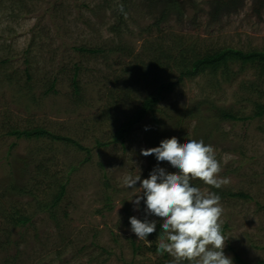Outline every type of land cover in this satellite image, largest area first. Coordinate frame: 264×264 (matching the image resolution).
I'll return each mask as SVG.
<instances>
[{
  "label": "rangeland",
  "instance_id": "374dc122",
  "mask_svg": "<svg viewBox=\"0 0 264 264\" xmlns=\"http://www.w3.org/2000/svg\"><path fill=\"white\" fill-rule=\"evenodd\" d=\"M218 1L0 0V264H174L166 252L163 259L145 250L151 241L131 231L130 218L143 221L146 205L141 200L135 210L137 192L122 182L129 173L147 179L156 167L178 174L170 163L141 155L172 137L181 144L203 140L221 163L228 183L192 185L221 197L225 255L233 264L234 255L247 264L264 260V116L211 118L213 137L201 132L205 121L185 117L196 107L206 122L215 110L252 117L264 105V85L239 64L228 80L178 82L183 58L225 49L264 53V0ZM168 83L173 89L162 91L156 106L159 125L147 115L123 143L114 141L142 102ZM35 129L88 152L9 135ZM61 186L60 202L45 208ZM21 217L30 222L15 227Z\"/></svg>",
  "mask_w": 264,
  "mask_h": 264
},
{
  "label": "clouds",
  "instance_id": "9594fccd",
  "mask_svg": "<svg viewBox=\"0 0 264 264\" xmlns=\"http://www.w3.org/2000/svg\"><path fill=\"white\" fill-rule=\"evenodd\" d=\"M141 155H154L158 162L170 163L179 173H167L156 167L142 181L140 174L123 177V184L137 192L131 200L137 206L135 210L139 211L141 200L146 205L143 221L130 218L131 231L139 240H147L157 227V222L149 221L147 216L154 215L163 220L157 252L172 255L174 264H233L232 258L224 253L229 238L222 230L221 197L192 185L197 179L215 188L228 183L219 175L222 167L214 148L203 140L181 144L172 137L161 141L159 147L142 149ZM138 182L140 187L136 188Z\"/></svg>",
  "mask_w": 264,
  "mask_h": 264
},
{
  "label": "trees",
  "instance_id": "16d2710c",
  "mask_svg": "<svg viewBox=\"0 0 264 264\" xmlns=\"http://www.w3.org/2000/svg\"><path fill=\"white\" fill-rule=\"evenodd\" d=\"M121 3L120 5H124L125 0H120ZM230 0H219L217 2V5L224 6L227 4V2ZM177 4L175 2H172L169 4V8H175ZM119 49H116V52ZM78 51L85 53V54H91V55H98L102 54L103 50H89L85 48H81ZM185 58L182 59V63L184 62L185 65L182 67L183 71L180 72V77L178 79V82H181L185 78H196L202 75H209L213 78H218L220 76L221 78L228 80L229 78V72L231 69V66L234 64H239L241 68L249 67L250 69H254L256 71V79L257 83L259 85H264V53H257V52H252V53H243L239 51H233L230 49H225V50H220L216 53H213L211 55H206L202 58H194L192 60H184ZM177 63L178 61H174ZM173 89V84L168 83V84H163L159 87L158 89V94L156 97H152L149 99H146L142 102L140 107H138L133 115L125 121V123L120 127L118 132L115 135L114 141L121 142L123 143L124 137L132 131V129L137 126L140 121L147 115H151L154 123L156 125H159L158 120L155 118V113H156V106L160 100V95L162 91H171ZM211 114V113H210ZM201 115V111L199 107H196L193 109L191 112L187 113L185 115L186 119L188 120H195V121H205L201 125V132H203L205 129V132L208 133L206 135H210L211 137L214 136V131L211 128V118L212 120L219 121V122H241V121H247L250 119L254 118H261L264 116V105H259L257 104L255 107V113L253 114L252 117L249 118H240L236 114L232 112H227L224 110H215L214 113L210 116V118L207 119V122L205 119H201L202 117H199ZM210 121V122H209ZM209 123V124H208ZM199 130V131H200ZM209 131V132H208ZM210 133V134H209ZM10 136L15 137L16 139H26V140H40V139H45L47 138L48 140H51L53 142H61V143H67V144H72L77 147L80 151H87L84 148L80 147L76 143H74L71 140L64 139L61 137H54L47 133L45 130L42 129H35L31 131H13L9 133ZM159 147V146H158ZM88 152V151H87ZM108 187V186H107ZM21 193H24L23 191H20ZM64 193V187L61 186L58 195L56 196L55 199H53L51 205L49 207H45L47 209H52L54 208L59 202L60 199L62 198ZM226 197L228 198H239V199H246V196L241 195V194H226ZM105 202H108V196H105ZM30 222L29 218H18L17 221L15 222L14 226L18 227L19 225H26ZM161 226L157 225L156 231L152 234H150L147 237L148 241H151V247L145 248L149 253L151 254H159L157 252V245L154 244L152 241L154 240L153 238L155 237H162L163 233L161 232ZM138 250V249H137ZM136 249L133 250V252H137ZM163 259H167V254L163 253ZM234 260L236 264H247L239 259L237 255H234ZM159 264H164V263H159ZM255 264H264V260H260L256 262Z\"/></svg>",
  "mask_w": 264,
  "mask_h": 264
}]
</instances>
